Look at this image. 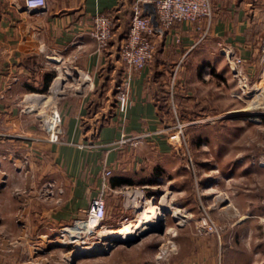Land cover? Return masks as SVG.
<instances>
[{
  "label": "crops",
  "instance_id": "obj_1",
  "mask_svg": "<svg viewBox=\"0 0 264 264\" xmlns=\"http://www.w3.org/2000/svg\"><path fill=\"white\" fill-rule=\"evenodd\" d=\"M133 1L47 0L43 10L29 11L23 0H0V224L8 220L15 229L18 224L37 225L40 235L45 225L67 224L84 214L98 195L105 168L111 170L105 218L107 224H119L108 207L120 191L151 185L163 169L173 168L168 160L175 152L164 136L150 135L136 147L119 148L115 142L122 134L154 132L172 122L167 89L176 65L180 99L190 95L203 61L220 66L210 60V42L230 46L243 59L245 71L256 67L253 42L264 0H212L213 21L206 38L201 39L205 21L156 32L152 59L143 70L132 72L131 105L120 113L116 86L126 71L118 57L122 31L117 44L114 37L120 28L127 30ZM145 4L153 5L142 3L149 15ZM98 13L111 15L116 26L102 52L89 35ZM68 62L88 80L81 85L77 80L74 90L54 95L49 91L52 80ZM50 74L48 89L41 93ZM51 108L60 116L62 135L56 143L48 140L41 124ZM146 173L150 175L145 179ZM124 180L131 185L120 183ZM48 183L54 189L45 197L41 193ZM12 255L10 264H18L17 252Z\"/></svg>",
  "mask_w": 264,
  "mask_h": 264
},
{
  "label": "rangeland",
  "instance_id": "obj_2",
  "mask_svg": "<svg viewBox=\"0 0 264 264\" xmlns=\"http://www.w3.org/2000/svg\"><path fill=\"white\" fill-rule=\"evenodd\" d=\"M261 13L258 38L253 42L257 64L245 71V83L232 76L220 46L210 42L214 48L210 60L220 66L203 61L201 76L187 97L178 98L175 87L173 103L179 119L187 124L191 163L174 153L168 160L173 168L163 169L151 185L123 188L108 207L111 215H118L119 224H107L105 218L106 228L98 227L92 235H86L81 225L72 237L60 236L59 229L71 226L76 218L56 228L45 225L44 235L37 225L18 224L15 229L7 220L0 224V264H10L15 252L18 264H264V93L260 91L264 4ZM122 30L114 37L116 44ZM58 69L69 73L64 94L78 86L80 75L81 81L87 80L70 62ZM167 100L170 107L168 96ZM164 194L165 202L159 204ZM148 201L159 207H179L185 217H171L164 211L158 226L127 242H109L107 233L136 221L149 207ZM167 240L175 250L158 259L157 247ZM83 246L104 250L78 253Z\"/></svg>",
  "mask_w": 264,
  "mask_h": 264
},
{
  "label": "built area",
  "instance_id": "obj_3",
  "mask_svg": "<svg viewBox=\"0 0 264 264\" xmlns=\"http://www.w3.org/2000/svg\"><path fill=\"white\" fill-rule=\"evenodd\" d=\"M146 0H134L130 6L131 16L128 24L127 32L118 45V57L126 67V71L116 86V105L120 113H125L131 105L129 97L130 82L132 72L143 70L151 61L155 51L154 37L156 31L152 26L149 15L144 13L142 3ZM154 7L156 21L161 30H169L175 24L190 23L201 24L205 21L202 38H206L213 21L212 0H149ZM47 0H23L24 7L29 11H39L46 7ZM113 17L106 13H98L92 18V28L89 35L95 41L96 50L104 51L112 37ZM179 42V38H175ZM220 51L224 55L226 64L230 73L240 82H246L244 62L240 56L234 54L230 46L219 43ZM179 64L173 70L170 83L167 89V96L170 100L172 110V122L155 130L154 132H140L137 134H122L115 142L117 147L130 146L136 147L141 144L150 135L164 136L175 153H179L186 157L191 163V157L186 137L187 124L181 121L177 115L174 106L175 87L177 84V72ZM78 71V70H77ZM79 72V71H78ZM84 78L86 77L83 75ZM55 78V77H54ZM53 78V79H54ZM81 75L78 82L81 85ZM87 78V77H86ZM88 80V78H87ZM53 81V80H52ZM51 86V85H50ZM245 86V85H243ZM64 84L60 91L63 90ZM45 96V94H42ZM42 128L45 131L50 142H59L62 130L60 127V116L56 108H51L49 115L45 116L41 121ZM93 146L92 144H90ZM111 170L105 168L103 173V183L96 197L92 198L84 216L76 218L71 226H65L60 231V236L65 240V236L72 237L76 228L84 226L86 235H92L97 228H106L103 221L106 217V196L110 189L106 183V179L110 176ZM54 189L53 183H48L41 193L45 197L52 195ZM207 223V222H206ZM77 231V230H76ZM75 231V232H76ZM169 240L161 243L157 247V258L161 259L167 252H174L175 248Z\"/></svg>",
  "mask_w": 264,
  "mask_h": 264
},
{
  "label": "bare ground",
  "instance_id": "obj_4",
  "mask_svg": "<svg viewBox=\"0 0 264 264\" xmlns=\"http://www.w3.org/2000/svg\"><path fill=\"white\" fill-rule=\"evenodd\" d=\"M65 76H69V73L68 75H66V73L63 74L60 73V76H57L53 79L52 81L53 84H51L52 86H50L49 91L54 90L55 92L52 91L54 95L60 92V89L63 85L62 80L63 78L64 80L66 79ZM57 90L59 92H57ZM260 91L261 93H264V81H263V85L260 87ZM165 198L166 195L164 194L161 197L159 204H164ZM148 204H150L149 207L146 208L143 211V213L137 218V220L134 221L133 223H127V224L124 223V225H122L118 230H114V231L112 230L108 232L104 230V233L108 232L105 237L109 240V242H116V241L127 242L137 237L138 235L143 234L147 230H150L151 227L158 226L161 223V220L163 219L164 211H168L171 217H175V218L185 217L182 209H180L179 207H171V208H167V207L165 208L163 206L159 207L156 206L151 201H148ZM100 250H104V249L100 248L99 246H92V247L83 246L80 247L78 253H84V252L86 253V252L100 251Z\"/></svg>",
  "mask_w": 264,
  "mask_h": 264
},
{
  "label": "trees",
  "instance_id": "obj_5",
  "mask_svg": "<svg viewBox=\"0 0 264 264\" xmlns=\"http://www.w3.org/2000/svg\"><path fill=\"white\" fill-rule=\"evenodd\" d=\"M114 30H116V26H115V22L113 21L112 32H114ZM126 32H127V30H122V36H121L120 40H122L124 38ZM52 77H53V74L48 75V77L46 78V80L44 82V85H43V87L41 89V93H45L47 91L49 83L51 82ZM120 183H126V184L131 185V182L125 181V180L124 181H120Z\"/></svg>",
  "mask_w": 264,
  "mask_h": 264
},
{
  "label": "water",
  "instance_id": "obj_6",
  "mask_svg": "<svg viewBox=\"0 0 264 264\" xmlns=\"http://www.w3.org/2000/svg\"><path fill=\"white\" fill-rule=\"evenodd\" d=\"M150 7V8H149ZM145 8H148V14L152 23L153 28L155 29V31H162L159 27H158V23L156 21V17H155V12H154V8L151 6V4H145ZM161 231V229L159 230Z\"/></svg>",
  "mask_w": 264,
  "mask_h": 264
}]
</instances>
